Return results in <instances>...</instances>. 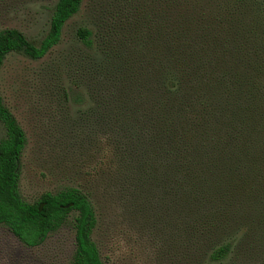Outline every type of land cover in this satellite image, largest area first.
Instances as JSON below:
<instances>
[{
	"label": "trees",
	"instance_id": "obj_1",
	"mask_svg": "<svg viewBox=\"0 0 264 264\" xmlns=\"http://www.w3.org/2000/svg\"><path fill=\"white\" fill-rule=\"evenodd\" d=\"M84 1L57 0L38 45L0 31V69L13 53L47 58ZM246 1L99 0L95 28H79L39 75L53 112L87 106L64 146L78 140L110 159L86 191L25 201L28 139L0 95V226L37 248L76 213L74 264H105L94 235L112 203L159 241L155 264L224 263L264 192V0Z\"/></svg>",
	"mask_w": 264,
	"mask_h": 264
},
{
	"label": "rangeland",
	"instance_id": "obj_2",
	"mask_svg": "<svg viewBox=\"0 0 264 264\" xmlns=\"http://www.w3.org/2000/svg\"><path fill=\"white\" fill-rule=\"evenodd\" d=\"M196 1H203L206 6L209 0ZM98 2L84 1L80 12L67 23L61 46L47 58L33 62L22 54L13 53L0 69V95L28 139L19 182L20 193L27 202H34L45 192H57L69 186L83 190L93 187V180L101 168L99 164L110 159L108 152L104 155L98 150L97 153L96 146L77 147L78 140L74 141L73 148L64 146L66 133L72 142L67 123L87 106L73 104L53 112L48 101L50 97L43 95L46 85L39 75L40 69L75 47L79 28H95L99 20ZM230 2L245 7L248 4L246 0ZM56 3L57 0H0V31L18 29L30 42L38 45L48 32ZM4 137L5 129L0 123V140ZM108 207L105 219L94 235L104 263L155 264L159 241L136 233L127 222L122 223L112 203ZM75 216L76 213H72L66 223L37 248L26 247L7 228L0 226V264H74ZM236 236L233 252L222 264H264V192L259 197L255 217L245 221Z\"/></svg>",
	"mask_w": 264,
	"mask_h": 264
}]
</instances>
